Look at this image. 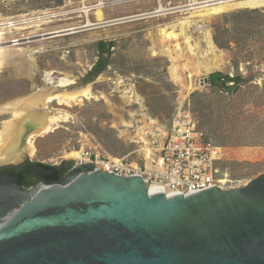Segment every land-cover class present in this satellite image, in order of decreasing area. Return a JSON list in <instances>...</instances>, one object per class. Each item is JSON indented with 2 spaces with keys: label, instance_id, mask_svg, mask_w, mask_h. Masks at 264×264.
Returning a JSON list of instances; mask_svg holds the SVG:
<instances>
[{
  "label": "rangeland",
  "instance_id": "obj_1",
  "mask_svg": "<svg viewBox=\"0 0 264 264\" xmlns=\"http://www.w3.org/2000/svg\"><path fill=\"white\" fill-rule=\"evenodd\" d=\"M55 3L59 0H0V16L29 13ZM137 8V5L115 7L106 13L99 11L96 16L106 20V16L131 13ZM232 10L222 15L212 14L206 24H201L204 28L191 29L189 34L199 46L196 55L187 50L183 38L179 42H166L159 34L162 27L157 21L90 30L37 43L26 53L6 54L13 66L0 72V106L48 89L56 94L91 87L98 99L85 100L72 107L51 104L53 113L60 109L68 112L69 121L61 123L55 132L36 138L34 156L26 154L21 161L1 164L0 170L26 161L65 164L69 153L80 151L79 141L85 132L94 135L111 155L143 165L144 158H151V152L146 157L131 143L133 129L149 118L164 131L179 105L185 104L209 140L224 148L219 167L229 185L241 188L263 175L264 6ZM244 13L250 15L235 17ZM246 22L255 26L251 35L238 27ZM207 32L212 35L216 53L203 59L201 55L208 50ZM216 32H221L228 42L225 48L215 43ZM102 42L113 44L111 56L107 68L94 77L90 73L99 61ZM178 43L180 50L176 47ZM166 47L171 49V58L163 52ZM31 62L36 65L30 71L32 79L28 70ZM46 73H55L57 77L67 74L75 85L67 88L54 85L53 88L44 81ZM214 74L241 79L223 88L211 82ZM204 79L208 83L203 84ZM11 117L0 115V128ZM26 125L30 127L29 122Z\"/></svg>",
  "mask_w": 264,
  "mask_h": 264
},
{
  "label": "water",
  "instance_id": "obj_2",
  "mask_svg": "<svg viewBox=\"0 0 264 264\" xmlns=\"http://www.w3.org/2000/svg\"><path fill=\"white\" fill-rule=\"evenodd\" d=\"M66 163L60 182L36 164L51 184L33 188L0 174V264H264V174L168 198L142 177Z\"/></svg>",
  "mask_w": 264,
  "mask_h": 264
},
{
  "label": "built area",
  "instance_id": "obj_3",
  "mask_svg": "<svg viewBox=\"0 0 264 264\" xmlns=\"http://www.w3.org/2000/svg\"><path fill=\"white\" fill-rule=\"evenodd\" d=\"M60 1L37 11L0 16V53H26L37 43L129 23L157 21L159 27H168L171 20H183L202 8L246 0ZM127 5H137L138 8L127 14L106 16L104 24L98 21V8L106 13ZM114 20L118 21L112 22ZM44 81L48 82L46 75ZM133 133L131 143L139 147V153L147 157V152H151V158H144L145 164L111 155L94 135L85 132L79 141L81 160L77 165H89L88 174L104 171L121 177H142L149 186L164 189L168 198L188 197L212 188H237L229 185L219 167L224 159V148L209 140L195 114L185 104L179 105L164 131L146 118L140 127L133 129Z\"/></svg>",
  "mask_w": 264,
  "mask_h": 264
},
{
  "label": "bare ground",
  "instance_id": "obj_4",
  "mask_svg": "<svg viewBox=\"0 0 264 264\" xmlns=\"http://www.w3.org/2000/svg\"><path fill=\"white\" fill-rule=\"evenodd\" d=\"M259 6H264V0H246L231 4L202 8L192 13L189 17L171 24L168 27L159 28V34L166 42H179L180 38H183L187 50H189L192 55H196L199 51V46L197 43L193 44V38L189 34L192 28H204L202 25L206 24V19L212 14L222 15L225 12L232 10V8L241 9ZM99 11H102V9L98 8L96 14ZM98 21L103 24L106 23L105 20L102 19H98ZM116 21L118 20H114L112 22ZM89 26H92L91 21H89ZM57 37H61V35H58ZM205 43L207 44L208 50L207 52L205 51V54L201 55L200 58L203 59L216 53L212 43L211 34L209 32L205 34ZM176 47L178 50L181 49L179 43ZM163 52L171 58L170 47H166ZM6 54L7 53H0V72H2L3 69L13 66L11 63L12 60L6 57ZM32 62L28 68L29 77L31 79L33 77H31L30 71L36 66L33 65L36 61L33 64ZM17 68L15 67V69ZM45 75L48 81L47 84L52 85L53 88L54 85L59 88H67L75 85V81L67 74H60V77L55 76V73H46ZM52 91L49 89L37 90L31 95L0 106V115L10 114L12 116L11 119L3 122L2 128H0V165L12 163L16 160L20 161L26 154L34 156L37 152L35 146L36 138L55 132L61 127V123L69 121L70 115L68 112L60 109L53 113V110H50L51 104L57 102L59 106L72 107L73 104L77 106L85 100L98 99V97L93 93L91 87L74 91H64L56 94ZM28 122L30 127H27L26 125ZM125 127L129 126L125 124ZM67 158L69 159L68 161L77 163L81 160V154L73 151L67 155ZM148 166H150V163H148ZM149 188L150 191L157 189L155 186H149Z\"/></svg>",
  "mask_w": 264,
  "mask_h": 264
},
{
  "label": "trees",
  "instance_id": "obj_5",
  "mask_svg": "<svg viewBox=\"0 0 264 264\" xmlns=\"http://www.w3.org/2000/svg\"><path fill=\"white\" fill-rule=\"evenodd\" d=\"M59 2H61L59 0ZM250 14H241V15H237L235 17H248ZM238 27H240V31H244L246 32V34L251 35L254 31V25L246 22L244 24H238ZM213 40V39H212ZM215 43L221 47V48H225L228 45V42H226L222 36L221 32H216L215 33V37H214ZM214 43V42H213ZM215 45V44H214ZM113 46L112 43L107 44V43H100L99 44V54H100V58L98 63L96 64V66L93 68L92 72L90 73L91 76L97 77L98 75H100L108 66L109 63V57L111 56V47ZM105 51H107V56H104ZM241 77H230L229 75L225 76V75H221V74H214L211 76L210 80L213 84L221 86V87H226V85L228 83H238L240 81ZM32 165V164H30ZM11 169H16V170H20L21 167H10V168H5L2 169V172H4V174L8 173ZM23 185L28 188V186L23 183Z\"/></svg>",
  "mask_w": 264,
  "mask_h": 264
},
{
  "label": "flooded vegetation",
  "instance_id": "obj_6",
  "mask_svg": "<svg viewBox=\"0 0 264 264\" xmlns=\"http://www.w3.org/2000/svg\"><path fill=\"white\" fill-rule=\"evenodd\" d=\"M39 162H29V161H26V162H23L22 164H20L19 166L17 167H21L20 170H16V169H11L8 173H14V174H20L23 176V183H25L28 188H33V187H36L37 185H40V184H51L49 181H45L43 179H41L40 177H38L36 174L34 173H30L29 171L36 165L38 164ZM32 164V165H30ZM50 166H53L55 167L58 172H59V181H62L66 172H67V163L65 164H60V165H50ZM16 167V166H14ZM0 174H4V172H2V170H0Z\"/></svg>",
  "mask_w": 264,
  "mask_h": 264
}]
</instances>
